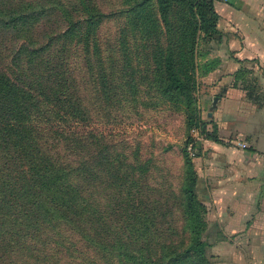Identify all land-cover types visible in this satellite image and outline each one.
<instances>
[{
  "label": "rangeland",
  "instance_id": "obj_1",
  "mask_svg": "<svg viewBox=\"0 0 264 264\" xmlns=\"http://www.w3.org/2000/svg\"><path fill=\"white\" fill-rule=\"evenodd\" d=\"M17 1L5 0L11 7H18ZM22 1L52 9L40 30L63 27L59 9L72 18L92 11L108 14L82 23L66 45L69 70L85 96V130L100 137L113 163L107 176L110 186L100 184L90 191L103 209L108 208L105 232L121 240L115 259L108 253L96 255L88 245L87 258L98 264H143L146 257L158 261L167 250H180L197 235L211 243L222 240L202 259L189 258L183 264H264V183L257 189L256 182H251L249 189L237 193L238 202L221 209L213 201L203 200L194 163L197 156L189 154L196 198L203 206L200 221L185 211L180 195L186 175L187 138L198 144L192 152L200 155L205 153V134L222 144L247 148L244 140L238 139L244 136L219 130L213 113L232 90L241 96V118L254 106H262L264 72L260 62L234 57L225 46V32L218 29L219 34L212 37L197 36L192 63L187 65L186 14L179 4L171 6L165 23L155 0L133 8L139 0ZM168 45H173L176 69L191 79L189 93L162 92L161 58ZM235 114L232 107L233 118ZM187 115L195 117L198 127L187 125ZM76 126L77 119L72 123ZM245 192L249 194L245 196ZM126 246L135 250L130 259L123 250Z\"/></svg>",
  "mask_w": 264,
  "mask_h": 264
},
{
  "label": "trees",
  "instance_id": "obj_2",
  "mask_svg": "<svg viewBox=\"0 0 264 264\" xmlns=\"http://www.w3.org/2000/svg\"><path fill=\"white\" fill-rule=\"evenodd\" d=\"M214 1L155 0L165 23L173 4L184 8L187 65L192 63L197 36L219 34ZM16 3L18 7H11L0 0V264H98L87 258V245L96 255L108 253L115 259L121 240L105 232L108 208L103 209L90 191L100 184L110 186L112 158L100 137L85 130V96L69 70L66 47L78 26L108 14L92 11L72 18L59 9L63 27L40 30L52 9ZM168 46L161 58L162 92L189 93L191 79L176 69L173 45ZM76 119L79 126L73 128ZM187 125L198 127L195 117L187 115ZM205 138L219 142L212 135ZM185 143L198 145L191 138ZM199 155L198 151L195 156ZM184 166L180 195L185 211L200 221L203 206L196 198V176L185 149ZM217 241L196 235L182 249L167 250L158 261L146 257L143 264L202 259ZM123 250L128 259L135 253L127 246Z\"/></svg>",
  "mask_w": 264,
  "mask_h": 264
},
{
  "label": "crops",
  "instance_id": "obj_3",
  "mask_svg": "<svg viewBox=\"0 0 264 264\" xmlns=\"http://www.w3.org/2000/svg\"><path fill=\"white\" fill-rule=\"evenodd\" d=\"M214 8L219 14L217 28L225 32L227 49L238 59H257L264 72V0H215ZM240 102L239 92L232 90L218 104L213 116L221 132L244 136L238 139L244 140L247 148L205 139V153L194 160L203 200L213 201L221 209L238 202L237 193L249 189L251 182H256L257 189L264 183V105L254 106L243 119ZM232 107L234 114L237 107L234 118Z\"/></svg>",
  "mask_w": 264,
  "mask_h": 264
},
{
  "label": "built area",
  "instance_id": "obj_4",
  "mask_svg": "<svg viewBox=\"0 0 264 264\" xmlns=\"http://www.w3.org/2000/svg\"><path fill=\"white\" fill-rule=\"evenodd\" d=\"M241 145L242 148L246 147V144L245 143H239ZM188 154H191V155H194L195 156V153L192 152L193 150H195V147L192 146L191 143L188 144Z\"/></svg>",
  "mask_w": 264,
  "mask_h": 264
}]
</instances>
